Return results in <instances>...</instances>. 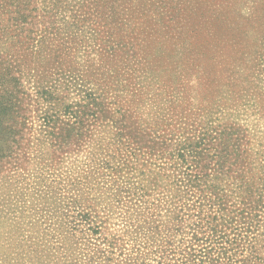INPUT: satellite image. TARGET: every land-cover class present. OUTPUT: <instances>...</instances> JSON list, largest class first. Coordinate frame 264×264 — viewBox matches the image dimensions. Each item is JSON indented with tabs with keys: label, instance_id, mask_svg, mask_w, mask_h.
Masks as SVG:
<instances>
[{
	"label": "rangeland",
	"instance_id": "obj_1",
	"mask_svg": "<svg viewBox=\"0 0 264 264\" xmlns=\"http://www.w3.org/2000/svg\"><path fill=\"white\" fill-rule=\"evenodd\" d=\"M15 15L26 16L23 22L15 23L22 28L16 39L19 43L1 44L0 63L6 51H18L22 58L34 62L37 54L30 51L26 41L42 29L52 32V46L59 45V38L68 33L74 48L62 67L76 78L67 81L68 89L58 101L71 106L85 104L81 110L86 119L90 114L95 116L87 121L88 137L84 133L78 138L74 132L67 136L63 131L57 140L59 150L51 148L48 138L37 131L36 102H30L32 107L23 102L31 128L23 130L26 138L17 150L19 169H26L25 174L32 176L39 172L38 161L22 155L36 154L44 158L42 165L47 170L43 169V177L50 183L51 168L55 172L84 169L86 154L92 148L99 157L113 156L108 161L114 169L98 178L100 186L109 188L110 181L117 177L126 180L135 176L138 187L134 184L130 191L146 201L141 203L151 210L142 208L138 217L132 218L133 223L138 219L142 226L146 219V229L158 227L159 232H154L158 240L163 230L156 225L160 217L154 201L161 194L177 196L175 178L168 179L166 172L159 170L166 160L160 154L174 152V141L181 139L179 125L186 122L187 131H191L188 135L194 138L190 140L192 146L203 144L198 147L196 162L186 157L190 173L199 176L193 182V198L201 200L196 204H201L203 213L210 216L208 220L220 233L236 238V242L225 244L227 256H239L235 254L236 244L245 249L247 244L255 243L264 252V0H4L2 5L0 1V24L12 27ZM108 32L111 39L123 40L126 50L130 48L128 53L141 61L142 73L123 75L120 60H114V65L107 59L101 61L102 65L93 60V49L99 51L104 46ZM32 68L22 67V76L14 71L10 74L21 76L20 87L36 98L37 88L51 78L41 77L40 70L35 75ZM47 68L56 70L52 64ZM135 81L144 95L141 105L134 101V89L128 86ZM92 97H97L96 105H90ZM28 141L30 148L26 147ZM50 153L53 159L47 156ZM130 157L138 159L133 173L122 164ZM12 166L4 160L0 163L2 203L37 202L30 177L9 172ZM55 200L50 194L48 205L56 204ZM110 200L115 210L111 214L101 211V206L109 203L106 200L94 205L96 224L102 226V233L120 236L123 240L119 247L130 248L134 232L126 231L119 209ZM131 208L126 216L132 213ZM38 227L40 231L43 226ZM21 234V227L11 224L0 208V264H68V260L57 258L59 253L54 250L28 254ZM215 256L212 252L208 264ZM224 257L217 264H224Z\"/></svg>",
	"mask_w": 264,
	"mask_h": 264
},
{
	"label": "trees",
	"instance_id": "obj_2",
	"mask_svg": "<svg viewBox=\"0 0 264 264\" xmlns=\"http://www.w3.org/2000/svg\"><path fill=\"white\" fill-rule=\"evenodd\" d=\"M0 1L2 5L4 0ZM11 5L9 4V6ZM12 17V27L3 23L0 24V48L1 44L4 45L8 41H17L16 39L19 38L20 32H22V28L20 29L19 25L15 23L23 22V20H26V16L19 18L15 15ZM51 33V31L42 29L37 36L27 37L28 48L31 52L37 54L34 62H28L29 60L22 58L18 51L17 53L6 51L4 62L0 63V163L3 160L9 165L13 163L12 168L8 170L9 172H20L23 176L30 177L29 183L35 189V200L37 201L10 202L5 206L2 203L4 197L0 196V208L4 215L10 219L11 224L21 227L22 241L23 244H27L25 248L28 254L35 251L36 254H45L47 250H54L59 253L56 257H61V260H68V264H208L213 252L216 259L213 260L212 264H217L219 259L224 256V259H227L224 264H264V252L255 243L247 244L245 249L240 248V244H236L235 254L239 256L235 259L227 256L225 244H229L231 241L236 242V238H228L222 232L220 233L208 220L210 216L203 213L201 204H196L201 200L193 198V182L199 176L196 173H190V166L186 157L196 162L199 153L198 147L203 144L199 146L198 142L192 146L190 140L193 137L188 135V132L191 131H187L186 122L179 125L178 131L183 136L180 134L181 139L178 138L174 141L176 146L174 152L167 151L160 154L166 160L164 164L159 165V170L160 172H166L164 173L166 178H175L173 184H175L174 191L177 196H171L170 193L161 194L154 201L156 203L153 207L158 211L157 214L160 217L156 225H160V229L163 230L158 240L154 235V232H159L158 227H148L146 229V222H148L146 219L142 226H140L138 219L133 223L132 218H137L142 208L148 209L147 212L151 210V207H146L141 203L146 201L137 198L136 192L132 193L130 191L132 185L135 184L136 189L138 187L135 176L132 175L133 179L127 178L126 180L117 177L118 179L110 181L111 186L109 188L100 186L98 178L106 175V170L112 171L114 169H110L108 161V159L114 158L113 156L103 155L99 157L100 154L98 153L97 156V151L92 148L86 154L87 161L83 165L85 166L84 169L55 172L51 168V172H49L52 174L50 183L46 182L43 177L44 170H47L42 165V159L44 158L40 159L36 154L28 156L23 153L22 155L25 159L38 161L39 172L32 176L25 174L27 173L26 169L21 167L19 169L16 163L17 150L22 146L21 141L26 138L22 135L23 130L31 128L27 124L28 115L27 111L24 112L23 102L24 105L29 107L33 106L30 102H36L37 108L34 113L39 121L37 131L48 138L51 148L60 147L57 140L61 137L63 131L67 133V136L70 135V132H74L78 138L84 136V133L88 137L90 126L87 121L88 119L93 120L95 117L90 114L86 119L85 113L81 110L82 107L86 106L85 104L71 106L58 101L64 90L68 89V82L71 83L76 78L68 70L65 73L62 67L67 55L69 56L72 53L74 45L69 34L65 33L62 36L60 35L61 37L57 35L60 37L59 45L54 44L52 46L49 38ZM106 36L104 46L99 51L93 49L96 57L93 60H97L99 65H102L101 61L105 59L110 65H114V60H120L122 62L120 70L123 75L131 76L133 72L142 73L143 70L139 67L141 61L134 53H128L130 48L126 50L127 45H124L123 40L111 39L112 34L109 32ZM112 40L114 41L111 42ZM16 43H19V40ZM48 64H52L56 70L53 72L50 68H47ZM31 66H34L33 71H31L32 73L36 72L35 75L40 70L41 77L51 78L47 84L44 83L40 88H37L36 98H31L20 87L21 68H30ZM11 71L19 73L21 76L11 75ZM63 84L64 88L62 87ZM128 86L130 89H134L133 93L136 96L134 101L137 104H143L144 101L141 98L144 95L142 90L139 89V83L135 81L132 86ZM146 97L152 100V98H148L149 96ZM96 101L97 97H92L89 103L90 105H96ZM137 108L144 109V106L142 108L137 106ZM83 130L84 132H82ZM223 133L221 132L219 135ZM157 137L159 138V136ZM27 139L32 142L31 135H28ZM34 139L40 142L39 138L34 137ZM29 141L26 143L27 148H30L28 146L31 145ZM82 143L78 144L77 150L82 147ZM47 156L53 159L51 153ZM130 159L129 162H122V164L125 163L133 173L136 170L135 164L138 159L137 157H134V160L131 157ZM8 160H12V162ZM215 165L220 169L222 167L218 161ZM119 171L120 169L117 170V173ZM160 172L158 171V174ZM139 174H143V172L140 171ZM140 188L143 187L140 186ZM50 194H52V197L54 194L57 203L49 206L47 198ZM110 198L115 203L114 208L119 209V216H122V220L125 221L126 231L129 233L133 230L134 232L130 248L119 247L118 243L123 239L120 236L116 237L115 235L102 233V226L96 224L97 212L94 205L101 202L102 199L106 200L109 203L103 204L101 211L104 213L109 211V214H111L112 210H115L110 203ZM130 207H132V213H130V216H126ZM140 217L143 216L140 215ZM38 224L43 226L40 231ZM32 233H37V235L32 236ZM68 242L70 243L69 247ZM47 254L55 255L54 253H52L53 255ZM55 262L60 261L56 260Z\"/></svg>",
	"mask_w": 264,
	"mask_h": 264
}]
</instances>
